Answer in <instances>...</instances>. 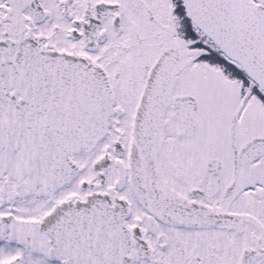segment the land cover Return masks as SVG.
Masks as SVG:
<instances>
[{"label": "snow or ice", "instance_id": "obj_1", "mask_svg": "<svg viewBox=\"0 0 264 264\" xmlns=\"http://www.w3.org/2000/svg\"><path fill=\"white\" fill-rule=\"evenodd\" d=\"M0 264H264V0H0Z\"/></svg>", "mask_w": 264, "mask_h": 264}]
</instances>
